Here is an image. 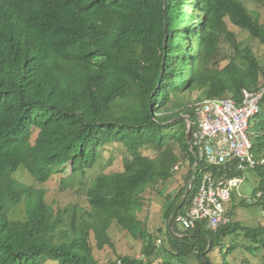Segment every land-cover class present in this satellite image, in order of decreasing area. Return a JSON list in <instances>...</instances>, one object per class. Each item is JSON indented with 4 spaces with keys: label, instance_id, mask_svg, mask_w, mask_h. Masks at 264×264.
Returning <instances> with one entry per match:
<instances>
[{
    "label": "trees",
    "instance_id": "1",
    "mask_svg": "<svg viewBox=\"0 0 264 264\" xmlns=\"http://www.w3.org/2000/svg\"><path fill=\"white\" fill-rule=\"evenodd\" d=\"M230 25L248 31L256 49ZM260 45L264 20L243 0H0V264H248L237 255L264 250V223L241 224L228 211L216 229L176 223L202 171L227 170L195 165L188 124L207 98L240 101L244 89L264 88ZM254 117L261 127L253 147L264 157V98ZM112 143L126 149L124 169L94 177L79 204L55 207L46 187L14 175L23 169L44 184L61 174L66 186L67 177L84 179ZM185 164L184 186L162 204L157 244L140 216L145 193ZM262 166L254 168L257 204ZM113 226L142 239L141 255L100 262L94 249L115 247ZM233 234L251 242H228Z\"/></svg>",
    "mask_w": 264,
    "mask_h": 264
},
{
    "label": "rangeland",
    "instance_id": "2",
    "mask_svg": "<svg viewBox=\"0 0 264 264\" xmlns=\"http://www.w3.org/2000/svg\"><path fill=\"white\" fill-rule=\"evenodd\" d=\"M243 1L247 7L250 9H255L259 13L260 20H264V0ZM191 10H193V5L191 6ZM190 17L191 16H188L187 19L191 20ZM194 24L196 26V23ZM230 29L235 32L237 40L241 41L243 45L250 44L254 46V41L248 31L232 25H230ZM258 51L261 55V58H264V45H260ZM197 96L198 93L195 91L193 98H196ZM256 122L257 125H255ZM250 124V136L253 138L261 125L259 120L257 121L255 117L251 119ZM143 152L154 157L156 156L155 152H151L149 150H143ZM126 154V149L121 144L112 143L105 146L101 151L99 161L92 168L87 170V174L84 179L80 176H72L70 178L67 177V180L65 181L66 186L61 184V177L63 176L61 174H53L51 179L44 184L33 180L31 176L23 169H19L14 175L17 179L25 183L32 184L36 187H46L48 190L46 194L47 201L52 203L55 207L65 206L69 203L79 204L82 201L81 194H85L87 186L94 179V177L101 173H111L124 169V159ZM188 170L189 165L185 164L184 168L177 171L173 178L169 179L166 183H157L154 189L149 188L145 193V201L147 206L144 208L143 212L140 213V216L142 218L147 217L148 228L152 234H157V244H161V234L165 232L161 231V229H166V211L164 212L162 204L165 203V207L172 204L171 200L174 195L173 193L178 191L180 185L184 186L186 181L185 175L187 174ZM65 173L66 175L71 173L70 165L65 167ZM233 175H241L243 177V182L240 183L238 188L233 189L232 199L226 204L227 211L230 212L232 220L241 222V224L255 226L264 223V215L262 213L264 210V204H251V201L249 200L253 199L259 194V192H257L259 191L258 188L260 186L259 171L256 169H244L240 173H233ZM161 192L166 194L170 193V198H166L165 196L162 197L159 195ZM247 200L249 201L247 202ZM242 202H246V204L249 205L242 204ZM19 209L22 213V216H24V209L21 207H19ZM15 215H18L17 209ZM176 228L182 229V225L177 222ZM110 236L114 241L115 247L106 245L102 249H94V254L100 260V262L107 263L111 259H117L121 254L136 256L141 255L143 246V241L141 238L134 237L116 226H113L110 229ZM228 242L250 243L251 241L244 237V235L241 236L233 234L231 237H228ZM158 255L159 254L157 252L154 253V257H157ZM237 257L239 260L244 257L248 264H264V250L260 252H253L248 249H244L243 255H237ZM195 258L196 257L193 255V259ZM157 259H161V256H158ZM45 264H58V261L48 260Z\"/></svg>",
    "mask_w": 264,
    "mask_h": 264
},
{
    "label": "built area",
    "instance_id": "3",
    "mask_svg": "<svg viewBox=\"0 0 264 264\" xmlns=\"http://www.w3.org/2000/svg\"><path fill=\"white\" fill-rule=\"evenodd\" d=\"M263 98L264 88L257 91L244 89L240 101L232 97H215L201 102L196 120L188 124L190 146L196 149L195 165L198 167L205 161L208 167L224 165L227 170L218 177L211 171H202L187 213L178 217L184 228L206 222L208 227L216 229L230 220L226 204L232 199L233 189L243 182L241 175L233 173L264 164V157L255 152L250 136V121L259 112ZM196 104L199 107V101ZM260 196L261 193L249 200L255 203Z\"/></svg>",
    "mask_w": 264,
    "mask_h": 264
},
{
    "label": "clouds",
    "instance_id": "4",
    "mask_svg": "<svg viewBox=\"0 0 264 264\" xmlns=\"http://www.w3.org/2000/svg\"><path fill=\"white\" fill-rule=\"evenodd\" d=\"M259 193H261V192H259ZM261 196H262V193H261ZM261 196H260V198H261ZM262 213H263V215H264V210H263V212H262Z\"/></svg>",
    "mask_w": 264,
    "mask_h": 264
},
{
    "label": "water",
    "instance_id": "5",
    "mask_svg": "<svg viewBox=\"0 0 264 264\" xmlns=\"http://www.w3.org/2000/svg\"><path fill=\"white\" fill-rule=\"evenodd\" d=\"M190 133H191V130L189 129V134H188L189 136H190Z\"/></svg>",
    "mask_w": 264,
    "mask_h": 264
},
{
    "label": "bare ground",
    "instance_id": "6",
    "mask_svg": "<svg viewBox=\"0 0 264 264\" xmlns=\"http://www.w3.org/2000/svg\"><path fill=\"white\" fill-rule=\"evenodd\" d=\"M190 138V137H189Z\"/></svg>",
    "mask_w": 264,
    "mask_h": 264
}]
</instances>
